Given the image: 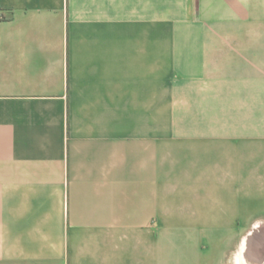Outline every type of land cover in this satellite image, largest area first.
I'll return each instance as SVG.
<instances>
[{"label":"crops","instance_id":"1","mask_svg":"<svg viewBox=\"0 0 264 264\" xmlns=\"http://www.w3.org/2000/svg\"><path fill=\"white\" fill-rule=\"evenodd\" d=\"M0 10V264H264V213L200 208L264 206V0Z\"/></svg>","mask_w":264,"mask_h":264},{"label":"rangeland","instance_id":"2","mask_svg":"<svg viewBox=\"0 0 264 264\" xmlns=\"http://www.w3.org/2000/svg\"><path fill=\"white\" fill-rule=\"evenodd\" d=\"M180 94H181V88H180ZM177 95V92L174 89L170 88H164L162 85H160V118H164L170 114H180L182 108L181 105H179L178 102H173V97ZM175 101V100H174ZM177 105V106H175ZM161 120V119H160ZM179 184L174 185L173 194L170 198V204L169 209L171 212L179 213L187 211L188 204L184 200V194L182 190L179 189ZM209 198V196H208ZM263 204L262 199L260 196L259 200H255L253 204H246L245 201H242L241 199L237 198L236 190L224 187L222 190V202L219 204H201L200 208L201 211L204 213H222L224 216H227L225 218H229L230 216H237V215H262L263 212ZM209 224L213 225V228L218 231V235H222L224 238L226 237V233L236 228V223L240 226V234H244L248 229H251L254 225L261 224L262 222H253V221H230V220H224V221H217V222H208ZM226 241V240H225ZM223 242L224 246L230 245V242Z\"/></svg>","mask_w":264,"mask_h":264},{"label":"trees","instance_id":"3","mask_svg":"<svg viewBox=\"0 0 264 264\" xmlns=\"http://www.w3.org/2000/svg\"><path fill=\"white\" fill-rule=\"evenodd\" d=\"M1 11V10H0Z\"/></svg>","mask_w":264,"mask_h":264}]
</instances>
